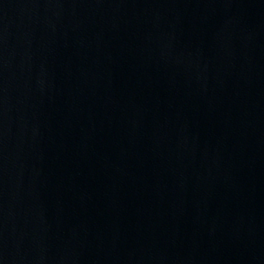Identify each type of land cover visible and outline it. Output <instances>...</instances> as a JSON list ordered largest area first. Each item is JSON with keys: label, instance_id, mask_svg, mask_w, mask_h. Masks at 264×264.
<instances>
[{"label": "water", "instance_id": "1", "mask_svg": "<svg viewBox=\"0 0 264 264\" xmlns=\"http://www.w3.org/2000/svg\"><path fill=\"white\" fill-rule=\"evenodd\" d=\"M0 264H264V0H0Z\"/></svg>", "mask_w": 264, "mask_h": 264}]
</instances>
